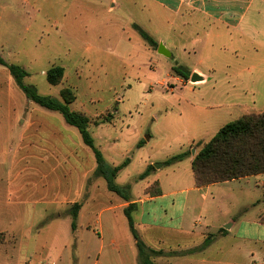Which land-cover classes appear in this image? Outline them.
I'll return each mask as SVG.
<instances>
[{"label": "rangeland", "instance_id": "rangeland-1", "mask_svg": "<svg viewBox=\"0 0 264 264\" xmlns=\"http://www.w3.org/2000/svg\"><path fill=\"white\" fill-rule=\"evenodd\" d=\"M193 17L153 6L140 11L139 6L121 0H0V57L7 65L22 67L28 73L23 84L35 87L40 96L61 100V90L73 93L75 100L69 108L89 119L88 131L106 165L113 168L128 160L114 179L119 187L128 185V194L137 196L156 178L164 191L189 188L180 196L146 208L164 207L170 210L167 217L174 218L186 195L190 199L187 227L214 234L233 220L232 234L239 227L243 232L246 222L264 213V174L199 191L192 189L189 157L168 166L164 162L184 151L194 157L222 126L236 120L241 113L233 110V101L255 99L264 105V68L258 66L264 61V23L258 22L256 34L245 36ZM133 23L158 46L150 47ZM159 45L166 55L158 52ZM53 66L64 69L56 86L45 79ZM176 67L186 71L187 80L175 73ZM255 77L260 79L256 84L248 83ZM27 124L24 136L29 147L19 142ZM73 134L95 164L77 129L68 126L57 112L27 100L7 68L0 65V175L22 172L24 176L16 184L38 195L59 189L63 195L75 191L91 161L77 147ZM59 141L66 149L53 155V145ZM43 150L48 154H42ZM70 151L76 153L77 161L67 158ZM26 154L30 157L22 159ZM42 157L46 161H40ZM145 164L153 170L138 180ZM97 181H86V188ZM6 189L0 182V195ZM96 189L92 193L94 210L108 206V195L114 196L102 179ZM157 191L154 183L145 196H155ZM71 206L63 205L56 212H42L38 206L34 219L41 220L44 215L46 222L62 217L67 227L72 223L65 219ZM28 208L24 218L32 223V208ZM89 217L87 214L85 219ZM108 218L109 213H104L102 220ZM158 218L166 219L161 212ZM41 227L39 223L32 230L37 232ZM69 251H75L74 245Z\"/></svg>", "mask_w": 264, "mask_h": 264}, {"label": "crops", "instance_id": "crops-1", "mask_svg": "<svg viewBox=\"0 0 264 264\" xmlns=\"http://www.w3.org/2000/svg\"><path fill=\"white\" fill-rule=\"evenodd\" d=\"M121 2L139 6L140 11L145 7L153 6L157 10L171 14L186 13L194 16L195 19L217 23L245 36L248 33L256 34L258 22L264 23V0H121ZM245 18L248 20L244 25ZM258 66L264 68V61ZM258 80H260L259 77L250 78L248 83L256 84ZM236 109H240L239 117H241L263 112L264 105H259L255 99H251L250 102L233 101V110ZM24 112L25 109L18 112L16 116ZM28 128L29 124L23 127L20 134L22 139L19 140L27 147H29V142H26L28 137L24 134L28 132ZM66 131L70 134L68 129ZM73 136L77 141V147L82 149L84 155L91 161L90 168L83 172L79 188L75 191H68L63 195L59 189L53 194L43 192L38 195L31 192L32 190H25L22 184H16L24 176L22 172L0 175V182L7 186L5 194L0 195V210L4 212L0 213V264H140L135 241L123 213L129 203L136 205L131 217L140 240L150 250L160 253L150 257L153 264H264V213L260 214L255 221L246 222L243 232L239 227L238 231L232 234L236 225L233 220L226 228L214 234L189 228L185 224L187 203L190 201L186 195H183L180 209L174 218L167 217L170 210L164 207L146 208V205H154L180 196L189 188L164 191L161 182L156 178L153 183L148 182L141 189L142 193L139 192L137 196H132L130 193L129 202H126L118 195L109 192L102 178L93 177L96 162L92 163L90 153L83 149L74 134ZM53 148L55 150L53 155L59 153L60 149H66L63 141H59L57 146L53 145ZM41 152L48 154L44 150ZM28 157L30 156L26 154L22 159ZM67 158H72L75 162L78 157L76 153L70 151ZM189 158L192 161L193 157L189 156ZM39 160L46 161V158L42 157V160ZM145 165L146 168L151 166ZM43 178L46 179L47 176L43 175ZM91 178H96L98 181L86 188V181L88 183ZM99 179L104 181L107 192L114 196L108 195L110 196L108 206L94 210L92 193L97 190ZM154 183L157 184L159 194L146 197L145 191ZM193 184L192 189L199 191L208 190L214 185L196 187L194 177ZM75 203L80 204V208L76 214L74 229L71 224L64 227L62 217L46 222L43 219L44 215L41 216V220L34 219V211L38 206H42V212H56L61 210L63 205ZM28 207L32 208V223L24 218V212L28 211ZM159 212L161 216L166 217L165 220L158 218ZM104 213H109L106 221L102 220ZM87 214H90V217L86 220ZM65 219H71L70 214ZM39 223L42 224L41 229L33 232L32 229ZM142 233L146 235V238L142 236ZM206 240L208 245L199 250L198 248ZM72 245L75 247L73 252L69 251Z\"/></svg>", "mask_w": 264, "mask_h": 264}, {"label": "trees", "instance_id": "trees-1", "mask_svg": "<svg viewBox=\"0 0 264 264\" xmlns=\"http://www.w3.org/2000/svg\"><path fill=\"white\" fill-rule=\"evenodd\" d=\"M133 28L140 37L152 48H156L158 43L138 25L133 24ZM0 65L5 66L13 79L17 88L24 94L27 100L49 111L60 114L65 123L77 129L81 140L93 153L96 169L93 177H100L105 181L106 189L124 201L129 202L128 185L119 187L114 183L116 174L123 169L128 160L120 165L110 168L106 165L100 151L94 145L88 126L89 119L82 113L72 111L69 105L74 102L75 96L69 89L60 91L61 100L51 96H40L35 87L23 84V79L28 73L18 65H7L0 57ZM177 75L187 80L186 71L182 67L174 68ZM64 69L60 66H53L45 73V79L52 86L58 85L63 78ZM141 142L139 143V145ZM190 153L184 151L174 155L164 162L168 166L175 162L182 161L189 157ZM153 170L152 166L138 175V180L146 178ZM195 186L204 187L211 184L223 183L237 180L253 175L264 173V111L258 114H249L226 123L217 133L202 146L194 155L191 161ZM156 184V183H155ZM157 185V184H156ZM159 194V190L156 195ZM80 204L75 203L70 210L71 227L75 228L76 214ZM136 205L129 203L123 210L127 219L130 233L135 241L140 264H153L150 257L160 254L147 248L140 240L134 229L131 213ZM264 221V218H263ZM208 245L206 240L198 249L202 250Z\"/></svg>", "mask_w": 264, "mask_h": 264}, {"label": "water", "instance_id": "water-1", "mask_svg": "<svg viewBox=\"0 0 264 264\" xmlns=\"http://www.w3.org/2000/svg\"><path fill=\"white\" fill-rule=\"evenodd\" d=\"M158 52L163 54V55H166V53H165L166 51L163 50L161 45H159V47H158Z\"/></svg>", "mask_w": 264, "mask_h": 264}]
</instances>
